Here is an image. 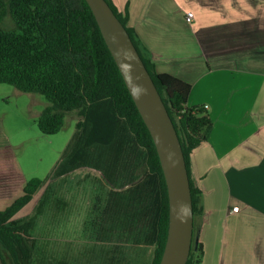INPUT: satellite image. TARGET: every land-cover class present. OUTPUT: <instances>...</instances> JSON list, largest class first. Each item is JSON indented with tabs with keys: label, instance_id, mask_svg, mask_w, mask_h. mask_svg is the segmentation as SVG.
I'll return each instance as SVG.
<instances>
[{
	"label": "trees",
	"instance_id": "trees-1",
	"mask_svg": "<svg viewBox=\"0 0 264 264\" xmlns=\"http://www.w3.org/2000/svg\"><path fill=\"white\" fill-rule=\"evenodd\" d=\"M125 26L148 69L177 131L190 181L193 210L192 245L186 264L202 260L199 216L201 191L191 180L190 155L206 141L213 123L205 104L188 105L191 84L173 74L156 71L149 54L127 25L128 12L106 0ZM0 82L26 93L42 95L47 103L37 118L38 129L57 133L67 117L75 120L76 136L51 177L75 166L104 165L102 151L122 150L134 156L156 180L158 213L149 264H159L168 227L165 179L151 135L125 85L85 0H0ZM100 150V151H99ZM96 153L98 155L96 156ZM109 167L118 169L115 160ZM138 167V166H137ZM43 179L32 177L22 193L0 208V256L4 264H33V218L19 222L14 215L28 204ZM196 217L198 218L196 223Z\"/></svg>",
	"mask_w": 264,
	"mask_h": 264
},
{
	"label": "crops",
	"instance_id": "crops-1",
	"mask_svg": "<svg viewBox=\"0 0 264 264\" xmlns=\"http://www.w3.org/2000/svg\"><path fill=\"white\" fill-rule=\"evenodd\" d=\"M112 1L156 71L189 82L187 104L212 119L190 155L198 264H264V0Z\"/></svg>",
	"mask_w": 264,
	"mask_h": 264
},
{
	"label": "rangeland",
	"instance_id": "rangeland-1",
	"mask_svg": "<svg viewBox=\"0 0 264 264\" xmlns=\"http://www.w3.org/2000/svg\"><path fill=\"white\" fill-rule=\"evenodd\" d=\"M46 103L40 94L0 82V208L22 193L28 179L44 180L14 215L19 222L33 218L32 263L149 264L158 194L140 148L134 145V156L104 150L103 166L96 167L92 156L90 165L51 177L77 132L67 117L57 133H42L37 118ZM112 158L119 171L109 167Z\"/></svg>",
	"mask_w": 264,
	"mask_h": 264
},
{
	"label": "water",
	"instance_id": "water-1",
	"mask_svg": "<svg viewBox=\"0 0 264 264\" xmlns=\"http://www.w3.org/2000/svg\"><path fill=\"white\" fill-rule=\"evenodd\" d=\"M153 140L168 196L159 264H186L193 235L190 181L181 143L159 91L129 33L106 0H85ZM0 264H4L0 256Z\"/></svg>",
	"mask_w": 264,
	"mask_h": 264
},
{
	"label": "built area",
	"instance_id": "built-area-1",
	"mask_svg": "<svg viewBox=\"0 0 264 264\" xmlns=\"http://www.w3.org/2000/svg\"><path fill=\"white\" fill-rule=\"evenodd\" d=\"M192 18H193V13L191 11L186 12V14H185V20L187 22H190L192 20ZM232 209L234 211H236L238 209V206H234Z\"/></svg>",
	"mask_w": 264,
	"mask_h": 264
}]
</instances>
